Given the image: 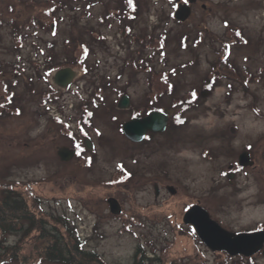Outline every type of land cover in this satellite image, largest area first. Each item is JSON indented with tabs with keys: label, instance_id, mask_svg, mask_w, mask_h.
<instances>
[{
	"label": "rangeland",
	"instance_id": "374dc122",
	"mask_svg": "<svg viewBox=\"0 0 264 264\" xmlns=\"http://www.w3.org/2000/svg\"><path fill=\"white\" fill-rule=\"evenodd\" d=\"M27 1L0 0V200L2 189L13 187L31 205L32 192L42 209L31 208L35 217L77 226L83 249L105 264H132L139 246L148 257L157 254L155 264H264L261 251L251 256L211 251L182 222L185 207L199 204L229 231L264 227V0H195L183 21L173 14L184 0H137L126 38L115 19L101 20L123 0H55L68 5L57 12L53 31L25 27L42 9ZM33 1L45 5L49 0ZM232 29L247 39L228 46L240 77L224 73L218 63ZM160 35L165 36L163 59L156 45ZM82 44L91 50L87 72L62 66L45 75L47 57L75 59ZM144 61L168 73L175 98H187L190 90H197L198 98L182 112L183 125L169 118L182 111L179 106L170 110L163 132L130 142L121 131L132 119L130 107L115 105L121 97L112 87L122 90L132 106L146 104L150 87ZM65 68L72 72L69 88L54 80ZM244 70L252 75L248 81ZM212 73L223 78L208 91L204 85ZM1 83L10 85L15 94L10 106L20 112L2 108L7 103ZM49 84L60 92L53 103L42 98ZM103 84L104 99L93 109L91 125L84 126L85 155L92 163L86 166L75 156L61 161L57 148L72 147L54 118L68 122L77 135L81 101L76 92L85 98ZM169 101L165 94L160 105ZM242 152L251 165L239 166ZM110 197L120 205L117 215L109 211ZM19 233L7 235L4 247L12 246Z\"/></svg>",
	"mask_w": 264,
	"mask_h": 264
},
{
	"label": "trees",
	"instance_id": "16d2710c",
	"mask_svg": "<svg viewBox=\"0 0 264 264\" xmlns=\"http://www.w3.org/2000/svg\"><path fill=\"white\" fill-rule=\"evenodd\" d=\"M86 2L89 0H75V2ZM28 2L33 3L34 6H39L40 14L38 16H31L28 22L25 23L27 29L32 28L35 31L37 29H46L49 28L52 30V24H56L57 12L67 8L68 5L66 2L61 1L60 5L55 2V0L46 1L45 5L36 3L33 0H28ZM51 3V4H48ZM48 4V5H47ZM139 10L137 0H123L120 7L115 8L113 11L109 12L105 18H101L103 21L107 17H111L118 22V29H120L125 38L129 36L132 30L131 22L136 17V13ZM39 13V12H38ZM46 21H43L45 20ZM52 23V24H51ZM53 31V30H52ZM233 38L228 41H224V45L221 48V57L218 60L221 64L224 65V73H229L236 77H240L238 74V69L229 61V45L232 44H243L247 43V39L243 36L240 29H232ZM98 40H103V35H97ZM196 39V38H195ZM194 39V40H195ZM21 39L18 38V44ZM198 40V38L196 39ZM157 50L161 59H163V48L165 46V36L160 35L156 38ZM77 52V51H76ZM91 53L90 47L87 44H82L80 51L75 53V59L70 58L69 60L64 58V61H54L49 57L46 60L45 75L48 76L53 70L62 66H71L81 69L83 72L88 71V57ZM157 53V52H156ZM220 53V52H219ZM155 54V52H154ZM46 58V59H47ZM140 60H142L140 58ZM143 61V60H142ZM147 69L149 70V76L147 78V83L150 87V91L147 96L146 104L136 108L130 105V118L145 116L153 110L162 111L164 109L174 110L177 107H181L180 112L173 111L169 118L175 122L176 125H183L186 121V118L181 114L185 110L191 108L194 105L195 100L198 98L196 91L190 90L187 98H175V84L169 78V75L166 71H155L153 67L147 62L144 61ZM134 65V61H132ZM242 72V71H241ZM243 77L245 81H248L252 75L248 71H243ZM217 77H221L212 73L204 87L210 91L213 89V86L217 83ZM225 77V76H224ZM223 78V76L221 77ZM3 92L6 97V106L3 105L2 108H6L9 112L15 110L20 112L19 108H12L10 106L13 104L14 93L10 89V85L7 83H1ZM106 85V84H105ZM105 85L97 86L95 91L92 94L87 95L85 98H82L79 92L76 94L79 96L81 104V115L77 120V132L70 128L68 122H62L57 117L54 120L62 125L63 134H67L71 141V147L75 149V157L81 160L86 166H90L92 163V157L85 155L87 150L83 144V139L87 137L86 129L84 126L91 125V118L93 116V109L98 108L100 102L104 99L102 93L104 92ZM49 88L53 92L56 90L53 89L51 85ZM115 91L118 92V96L123 95V91L112 87ZM193 91V93H192ZM195 92V93H194ZM50 91L44 93L43 100L44 102L53 103L54 98H59L58 94L51 96ZM171 97L172 101L165 105H160V101L164 95ZM56 101V100H55ZM116 105V103H115ZM5 106V107H4ZM12 108V109H11ZM3 113V109L0 112V115ZM148 133L145 137L149 138ZM122 170L121 165L118 167V173ZM120 175V173H119ZM118 176V175H117ZM130 174H127L126 177H129ZM8 186V185H7ZM12 186V185H11ZM30 204L24 200L23 194H20L13 187H5L2 189V197L0 200V264H5L10 261L25 263L28 260H32L34 263L50 262L56 264H105L102 258L95 253L86 252L83 249V243L79 236V231L77 226L70 225L66 220L59 218H50V220L40 216L35 217L31 208L35 211H40L41 206L38 204L37 198L33 196L30 192ZM26 203H25V202ZM23 220L27 222L26 228L23 227ZM50 223V224H49ZM51 225V226H49ZM18 238L16 242L8 247H4L3 241L7 235L11 234L13 230H19ZM193 232V231H192ZM34 233V234H32ZM194 233V232H193ZM24 244L26 246L24 247ZM27 251V253L23 252ZM155 255V256H154ZM152 257L146 255V249L139 246L135 252L134 260L132 264H155L156 261H160L157 257V254L154 253ZM228 258V256H226ZM161 263V262H160ZM164 264V261H162Z\"/></svg>",
	"mask_w": 264,
	"mask_h": 264
},
{
	"label": "water",
	"instance_id": "95a60500",
	"mask_svg": "<svg viewBox=\"0 0 264 264\" xmlns=\"http://www.w3.org/2000/svg\"><path fill=\"white\" fill-rule=\"evenodd\" d=\"M192 2L194 0L179 3L173 14L174 19L177 21L185 20L190 13L189 4ZM71 73L69 68L62 69L55 75L54 80L66 87L69 84L68 79ZM128 107L129 98L123 95L118 102V108L125 109ZM169 112L168 109L153 110L143 117L129 119L122 124V133L130 142H140L148 132L161 133L166 128ZM56 153L61 161H68L73 157L75 150L58 147ZM238 164L239 166L252 164L247 152L239 154ZM166 189L170 194L175 192L172 186H167ZM154 190L155 195H157L158 188L156 186ZM107 204L112 214L117 215L121 212L120 205L115 198H108ZM182 222L185 225H190L197 238L211 251H223L229 256H251L261 251L264 255V229L248 232L229 231L212 219L208 211L199 204H192L184 211Z\"/></svg>",
	"mask_w": 264,
	"mask_h": 264
},
{
	"label": "flooded vegetation",
	"instance_id": "af4514ba",
	"mask_svg": "<svg viewBox=\"0 0 264 264\" xmlns=\"http://www.w3.org/2000/svg\"><path fill=\"white\" fill-rule=\"evenodd\" d=\"M187 1V0H186ZM185 2V1H184ZM184 2H181V3H184ZM194 2H195V0H194ZM194 2H192V3H190L189 4V7L191 8L192 7V4L194 3ZM50 85V84H49ZM49 85H48V91H50V92H52V94L53 95H56V94H58V93H60V92H53L52 91V89H50L49 88ZM70 85H71V83H69V85L66 87V88H69L70 87ZM52 86V85H51ZM54 89V88H53ZM55 90V89H54ZM51 95V94H50ZM59 95V94H58ZM123 95H125V94H123ZM123 95H121L120 97H122ZM121 99V98H120ZM120 100H118V102H119ZM116 104H117V107H118V103L116 102ZM130 105H131V103H130V101H129V107H130ZM148 134V133H147ZM74 156H75V154H74ZM158 191H159V189H158ZM107 202V201H106ZM192 205V204H191ZM191 205H189V206H191ZM189 206H187V207H185V209H184V211L189 207ZM259 229H264V227L263 228H256V229H252V230H247V232L248 231H253V230H259ZM234 232H239V231H234Z\"/></svg>",
	"mask_w": 264,
	"mask_h": 264
}]
</instances>
